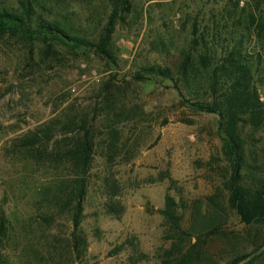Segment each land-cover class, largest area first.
Here are the masks:
<instances>
[{"label": "rangeland", "instance_id": "rangeland-1", "mask_svg": "<svg viewBox=\"0 0 264 264\" xmlns=\"http://www.w3.org/2000/svg\"><path fill=\"white\" fill-rule=\"evenodd\" d=\"M65 2L40 20L73 28L80 45L46 54L40 43L0 36V264H179L176 248L189 255L198 244L194 264H229L253 253L264 227L247 228L229 205L219 117L183 106L169 81L134 79L173 63L192 40L194 19L230 0H129V13L105 42L107 55L97 48L106 38L109 0ZM259 90L264 101V86ZM62 116L64 123L94 121L82 255L65 247L71 223L48 221L41 202L52 180L70 172H53L18 149L30 132ZM244 135L261 161L264 127ZM167 198L176 203L178 232L163 215Z\"/></svg>", "mask_w": 264, "mask_h": 264}, {"label": "trees", "instance_id": "trees-1", "mask_svg": "<svg viewBox=\"0 0 264 264\" xmlns=\"http://www.w3.org/2000/svg\"><path fill=\"white\" fill-rule=\"evenodd\" d=\"M109 3L113 10L103 47L97 48L101 55H107L105 42L113 34L118 17L130 11L129 0ZM65 4V0L0 3V36L40 43L46 47V54L54 53L56 46H78L81 42L71 35L75 33L73 28L40 20L42 12H53ZM191 33L190 44L179 51L173 63L151 66L134 79L142 82L157 77L169 81L183 106L190 104L196 113L219 117L223 156L229 163V205L247 228L264 227V150L260 161L249 150L244 135L248 127L255 131L264 127V101L259 90L264 86V0H230V5L212 9L201 21L195 18ZM111 86L106 85L97 98H105ZM63 121L64 116L30 132L18 149L53 172H70L69 176L52 180L41 202L48 221L66 218L71 223L72 234L65 247L72 254L82 255L87 242L81 226L96 154V135L94 121L85 122L79 117ZM68 136L70 143L65 144L61 139ZM163 215L174 231L181 230L173 199L167 198ZM261 240L253 253L239 256L229 264H247L264 258V238ZM198 246L194 245L189 255L176 248L182 255L179 264L196 263L195 255L202 253L194 251Z\"/></svg>", "mask_w": 264, "mask_h": 264}, {"label": "built area", "instance_id": "built-area-1", "mask_svg": "<svg viewBox=\"0 0 264 264\" xmlns=\"http://www.w3.org/2000/svg\"><path fill=\"white\" fill-rule=\"evenodd\" d=\"M75 91H76V89L74 88V89H73V92H75Z\"/></svg>", "mask_w": 264, "mask_h": 264}]
</instances>
